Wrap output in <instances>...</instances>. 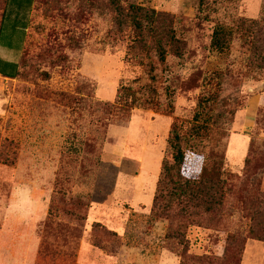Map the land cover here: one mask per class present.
<instances>
[{
    "label": "rangeland",
    "instance_id": "374dc122",
    "mask_svg": "<svg viewBox=\"0 0 264 264\" xmlns=\"http://www.w3.org/2000/svg\"><path fill=\"white\" fill-rule=\"evenodd\" d=\"M33 2L10 1L0 61L19 57L25 42L21 26ZM58 2L49 13L36 3L24 75L0 76V264H181L184 250L224 255L229 233L247 237L251 219L240 200L244 186L247 196L264 191V167L249 178L244 171L247 154L264 156V69L249 66L238 37L225 51L212 48L211 38L217 24H232L239 16L264 20V0H209V7H217L210 18L200 11V0H152L155 9L175 16L187 46L184 56L170 54L157 70L163 110L136 107L129 120L121 112L94 111V105L115 103L124 87L138 89L145 57L131 47V29L113 32L110 16L81 17L67 0ZM72 34L83 48L69 47ZM47 51L70 60L51 67L41 58ZM42 70L51 77L44 80ZM167 87L175 90L172 112ZM218 88L226 108L235 110L227 136L209 148L233 189L227 229L192 227L185 246L166 237L169 221L154 219L151 207L162 159L172 158L169 122L177 119L188 129L197 112L215 109L200 99ZM187 162L198 173L204 156L188 150ZM95 222L118 236L95 229Z\"/></svg>",
    "mask_w": 264,
    "mask_h": 264
},
{
    "label": "trees",
    "instance_id": "16d2710c",
    "mask_svg": "<svg viewBox=\"0 0 264 264\" xmlns=\"http://www.w3.org/2000/svg\"><path fill=\"white\" fill-rule=\"evenodd\" d=\"M10 1L0 0V44ZM34 1L43 3L45 12L48 13L54 3H59V0ZM144 1L143 4H137L130 0H67V3L77 7L81 17L85 12L94 13L99 17L110 16V30L113 32L123 33L131 29L134 39L131 47L145 57L141 62L144 75L136 78L138 89L124 87L118 91L115 103L97 101L94 111L108 114L114 111L121 112L123 117L129 120L131 111L136 107L152 109L156 112L163 110L157 97L160 80L157 70L166 63L170 54L176 57L184 56L187 40L179 36L173 14L158 11L153 7L152 0ZM226 1L233 2V0ZM209 6V0H200V11L206 18H210V12L217 10L216 6ZM236 37L241 40L242 46L249 53V66L264 69V20L239 16L232 24H217L212 33L211 46L218 51H225L230 48ZM67 44L74 50L85 46L81 38L75 34L68 36ZM41 58L51 67L62 66L70 60L66 54L54 57L51 51L41 54ZM27 63L28 59L22 49L15 72L3 73V75L10 78L24 75L23 69ZM39 74L44 80L51 77L48 70H42ZM221 79H224V76L221 75ZM220 92L218 88L216 93L200 99L202 106L204 104L215 109L212 108L210 113L204 110L197 112L188 129L184 128L177 119L171 123L168 140L172 158L162 160L153 198L152 216L157 220L167 219L169 225L166 237L177 239L185 246H187L186 235L192 227L227 229L228 223L224 222L229 206L227 198L233 189L228 181L229 177L224 176L225 172L221 176V170L217 165L219 160H213L209 154L210 146H218L227 136L228 129L234 122L235 110L226 108L225 97ZM174 96L175 90L167 87V109L171 112L174 110ZM188 150L204 156V165L198 173L192 172L187 162ZM263 167V155L247 154L244 167V171L248 173L246 177L256 174ZM247 189L248 187L244 186V192L240 196V200L244 203L245 214L251 219L247 237L229 233L225 254L222 256L192 254L184 250L181 253V264H242L247 239L264 242V191L247 196L245 195ZM77 206L83 207L81 204ZM84 207L87 208V205ZM87 214L86 209L85 218ZM94 227L103 229L107 236H118L116 231L106 228L100 222H95Z\"/></svg>",
    "mask_w": 264,
    "mask_h": 264
},
{
    "label": "crops",
    "instance_id": "0c3cea01",
    "mask_svg": "<svg viewBox=\"0 0 264 264\" xmlns=\"http://www.w3.org/2000/svg\"><path fill=\"white\" fill-rule=\"evenodd\" d=\"M35 6H36V2L34 1L31 4V6H29L30 7L28 10L29 14L27 15V17L24 18V21L22 24L23 26H21V28H23V30H24V37H25L24 47L26 44V38H27L29 27H30V22H31V19H32L34 10H35ZM4 22H5V20H4ZM3 29H4V27H3ZM24 47H23V49H24ZM18 59H19V57L15 59V62H13V60L12 61L11 60L0 61V76L6 77L3 75V73H9V74L14 73ZM10 66H12V67L9 68ZM7 78H10V77H7ZM135 114L136 113H134V115ZM151 116H152V118H155L154 115H151ZM169 121H170V118H169ZM170 125H171V121L169 122V127H168L169 130H170ZM169 130H168V134H169ZM154 138L157 139L158 134H155ZM124 166H125L124 163L122 164L121 162H119V167L121 170H123ZM263 261H264V242L250 239L246 244V249L244 252L242 264H262Z\"/></svg>",
    "mask_w": 264,
    "mask_h": 264
}]
</instances>
